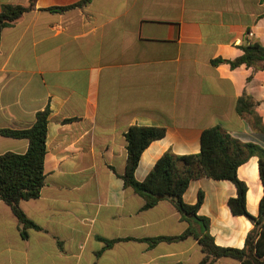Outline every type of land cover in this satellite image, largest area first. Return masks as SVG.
Masks as SVG:
<instances>
[{
    "label": "crops",
    "instance_id": "obj_1",
    "mask_svg": "<svg viewBox=\"0 0 264 264\" xmlns=\"http://www.w3.org/2000/svg\"><path fill=\"white\" fill-rule=\"evenodd\" d=\"M80 1L36 0L0 36V129L28 128L37 112L50 110L44 185L38 198L19 203L40 230L22 239L0 201V264H200L204 254L192 237L148 242L177 238L190 224L166 200L143 210V199L124 187V134L132 126L165 132L142 152L137 182L168 151L198 154L210 128L264 149V66H231L245 46L264 48V2L92 0L49 11ZM28 4L0 0V7ZM242 96L252 100L253 115L237 114ZM27 146L0 136V155L24 154ZM236 176L247 187L246 211L257 217L258 158L249 157ZM200 192L196 217L207 221L214 244L242 249L253 225L228 208L234 185L191 180L182 202L195 205Z\"/></svg>",
    "mask_w": 264,
    "mask_h": 264
},
{
    "label": "trees",
    "instance_id": "obj_2",
    "mask_svg": "<svg viewBox=\"0 0 264 264\" xmlns=\"http://www.w3.org/2000/svg\"><path fill=\"white\" fill-rule=\"evenodd\" d=\"M92 0H81L77 4L63 8H51L52 12H64L73 8H82ZM264 2V0H260ZM36 0H29L27 6L2 5L0 7V36L4 29L12 26L25 13L35 8ZM219 60L212 61L215 65ZM245 65L264 66V48L258 44L247 45L243 55L231 63L232 67ZM238 115L254 114V104L248 96H242L236 103ZM50 110L44 108L35 114L32 126L20 129H0V136L9 139L26 140L27 150L24 154L4 153L0 155V201L7 205L17 220L22 239H27V230L39 231L19 208L21 201L38 198L44 185L43 161L45 141ZM69 121V120H66ZM264 132V128H259ZM164 129L132 126L124 134L126 143V162L124 174L121 176L124 187L130 188L144 201L143 210L153 208L159 201L170 202L179 212L182 219L190 226L184 234L177 238H158L148 242H173L192 237L197 241L204 254L200 264H213L218 259H232L240 264H264V149L241 144L218 127L203 131L200 139V152L196 155L175 156L170 151L164 153L154 164L144 181L137 182L134 172L138 166L142 152L153 141L164 137ZM258 158L259 178L263 195L259 202V213L252 217L246 211V185L236 176L237 168L249 157ZM208 178L215 181H229L236 189V197L228 200V208L233 216H242L251 222L253 229L247 234L242 249L222 248L214 244L208 233V223L203 221L206 230L203 234L191 224L188 218L196 213L202 204L200 192L196 204L188 206L182 202V195L191 180ZM114 242H107L111 245Z\"/></svg>",
    "mask_w": 264,
    "mask_h": 264
},
{
    "label": "water",
    "instance_id": "obj_3",
    "mask_svg": "<svg viewBox=\"0 0 264 264\" xmlns=\"http://www.w3.org/2000/svg\"><path fill=\"white\" fill-rule=\"evenodd\" d=\"M189 219L192 221V223H193L194 225H196V226L199 228V233H200V234H203V233L205 232L206 227H205V225H204V223H203L202 220H200V219H199L198 217H196L195 215L190 216Z\"/></svg>",
    "mask_w": 264,
    "mask_h": 264
}]
</instances>
